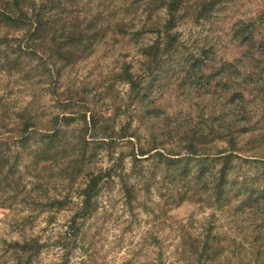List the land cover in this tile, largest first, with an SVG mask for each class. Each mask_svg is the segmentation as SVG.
<instances>
[{
	"label": "trees",
	"instance_id": "1",
	"mask_svg": "<svg viewBox=\"0 0 264 264\" xmlns=\"http://www.w3.org/2000/svg\"><path fill=\"white\" fill-rule=\"evenodd\" d=\"M217 1L99 0L92 7L89 0H0V69L5 76H19L21 80L38 74L36 81L41 82L47 73L59 76L63 65L78 62L91 53L93 46L108 32L129 34L136 43L141 33H155L158 39L152 44H141L139 49L145 58L147 75L152 76L153 70L160 73V57L176 51L177 33L172 30L185 15V6L192 2L194 19H208ZM156 12L161 15L153 20ZM138 24L141 25L136 29ZM235 26L233 38L242 47L239 57L217 58L212 47L204 45L194 47L178 62L177 90L182 95H204L208 102L202 107L195 105V111H199L195 121L190 118V110L182 116L185 110L180 107V116L172 124L164 117L160 133L153 136L152 140L159 142V147L147 158L155 160L156 164L162 162L166 173L164 182L160 181L158 186V207L151 209V213L154 217H164L171 207L184 201L212 204L214 209H230L236 216L241 214L242 222L250 227L251 237L242 238L248 243L245 246L243 241L234 244L235 237L213 234L212 227L193 235L185 225H180L178 260L183 264H232V258H238L240 250L248 251V248L256 252L252 253L256 257L253 261L241 258L238 264H264V185L253 186L264 183V173L253 177L246 173L239 175L244 162L264 163V9L252 18L238 21ZM53 58L63 60L62 66L56 68L49 63L56 62ZM143 77L146 72L135 75L131 65L125 63L115 75L129 83L133 97L145 102L154 91H162L160 87L154 89L153 79L147 78L142 86ZM57 78L53 77L48 91L55 89ZM73 96L66 98L68 102L75 101ZM33 107L30 104L14 110L11 119L6 105L0 101V192L4 195L5 191V197L12 199L6 209L19 196L20 204H28L39 213L48 210L52 220V211L68 206L72 202V190L76 189L80 204L65 224L63 235L54 243L67 248L77 243L83 221L98 210V196L106 186L111 188L114 177L119 179V190L129 209L142 205L138 196L142 189L149 190L151 181L148 179L143 188L130 182L122 169V154L104 171L91 170L97 152L109 150L113 155L111 148L121 140L132 144L129 153L132 161L141 159L137 155L148 154L149 150L143 149L138 137L126 133L127 122L115 136L90 137L84 131L68 138L64 127L73 120L71 115L53 116V124L48 128L39 121L43 113ZM90 114L85 128L92 130L96 119L92 112ZM246 133L253 135L248 136L244 148L240 145L241 136ZM167 142L179 146L184 155L172 153L174 147L168 150ZM27 145L31 161L26 169L31 172L34 185L21 196L24 187L18 186L21 179L16 177L18 162L11 161L9 153L12 146L22 149ZM79 178L82 184L75 185ZM56 185L60 187L59 192L51 195L49 189ZM2 199L4 205L7 199L3 196ZM44 246L37 237L1 243L4 252L15 257L14 264H31Z\"/></svg>",
	"mask_w": 264,
	"mask_h": 264
},
{
	"label": "rangeland",
	"instance_id": "2",
	"mask_svg": "<svg viewBox=\"0 0 264 264\" xmlns=\"http://www.w3.org/2000/svg\"><path fill=\"white\" fill-rule=\"evenodd\" d=\"M98 1L89 0V3L94 7ZM194 9L192 2L185 6V15L172 30L177 33L176 51L173 50L160 57L158 68L160 73L153 70L152 76L147 75L145 58L139 49L141 44L155 42L158 39L155 33H141L136 43L129 34L108 32L106 37L101 38L99 43L93 46L91 53L85 54L78 62L63 65V68L59 69V76L54 73L50 76L47 73L41 82L36 81L38 74L28 80H21L19 76H5V72L0 69V101L6 105L11 119L14 117V110L28 107L30 104L34 105L33 109L43 113L39 121L47 124L48 128L53 124V116L71 115L73 120L68 127H64L66 130L64 134L68 138L76 137L84 131H87L86 135L90 137L115 136L127 122L126 133L138 137L143 149L149 150L148 154L137 155L141 159L132 161L129 154L132 144L130 145L127 140H121L111 148L113 155H110L109 150L98 151L95 161L91 164V170L104 171L113 162L115 163V157L122 154V169L128 175L130 182H135L138 188H143L148 179L151 181L149 190L142 189L138 196V201H142V205L130 210L119 190V179L114 177L111 188L106 186L98 196V210L83 221L77 243L69 244L74 247L68 245L67 248L54 243L58 236L63 235L65 224L73 210L80 204L76 189L72 190V202L68 206L52 211L54 213L52 220L49 219L48 210L39 213V210L30 209L28 204H20L19 196L11 207L6 209L12 199L5 197V191L4 195L0 192V264L15 263L13 254L5 253L1 247L3 241L22 242L28 237H37L45 245L31 264L60 262L64 264H183L178 260L181 247L180 225H185L184 228L189 229L193 235L207 227H212L213 234H224L231 239L235 237L234 244L243 241L245 246L248 245L242 238L251 237L250 227L242 222L241 214L236 216L230 209L219 210L214 209L212 204L202 205L194 201H184L180 205L171 207L164 217H154L151 213V209L156 210L158 207V186L161 185L160 181H163L166 173V167L162 162L156 164L155 160L151 161L147 158L159 147V142L152 140L153 136L160 133L159 127L164 117H167L172 124L175 118L180 116L178 111L180 107L185 110L182 116L190 110V118L195 121L199 115V111H195V105L200 104L202 107L208 102L204 95L200 96L196 93L182 95L177 90L180 81L177 72L180 58L191 52L194 47L204 45L212 47L217 58L232 60L239 57L242 47L233 38L235 24L240 20L245 21L254 17L259 10L264 9V0H218L208 19H194ZM160 15L156 12L153 20ZM140 25H136L135 28H139ZM53 59L56 62L49 63L54 64L56 68L62 66L63 60ZM123 63L130 64L135 75L146 72L142 86L146 84L147 78L149 81L153 79L154 89L160 87L162 92L154 91L145 102L133 97L129 83L115 78ZM53 77H58L57 86L48 91L47 88ZM70 94L74 95V102H68L69 100L66 99ZM147 104L151 106L148 107ZM91 112L96 119L95 124L91 126L94 127L92 130L85 128ZM252 135L253 133L242 135L240 145L246 148L248 136ZM219 145H222L221 142ZM169 147H174L175 151L172 153L184 155V150L181 151L175 143L167 142L168 150ZM29 149V145L22 149L12 146L9 153L11 161L18 162L16 177H21L18 186L24 187L21 196L26 194L31 185H34L31 182L33 177L29 175L31 172L28 173L29 170L26 169L31 161L28 156ZM240 166L242 167L239 175L246 173L253 177L264 173L262 161L244 162ZM120 167L119 165L118 171ZM80 184L82 178L75 183V185ZM256 185L263 186L264 183L261 181L253 186ZM59 189V185L52 186L49 192L54 195ZM2 196L7 199L4 205L1 204L4 200ZM233 200L237 201V199ZM252 253L256 252L251 248H248V251L240 250L238 258H232V264L240 263L241 258L253 261L256 255Z\"/></svg>",
	"mask_w": 264,
	"mask_h": 264
}]
</instances>
